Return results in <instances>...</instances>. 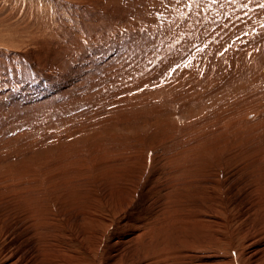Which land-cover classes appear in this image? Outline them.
Wrapping results in <instances>:
<instances>
[{"label": "rangeland", "instance_id": "374dc122", "mask_svg": "<svg viewBox=\"0 0 264 264\" xmlns=\"http://www.w3.org/2000/svg\"><path fill=\"white\" fill-rule=\"evenodd\" d=\"M26 1L12 0L10 3L9 0H0V21L7 17L5 22L12 23L10 25L12 28H8L9 25L5 26L7 24L5 22L2 24L3 26L0 23L1 30L4 31L8 28L9 31H12L17 27H21V29L23 27V31L28 28L32 30L36 28V25L46 26V24H42L47 21L50 26L54 25V28L56 26L59 33H62V24L64 26L68 25V27L71 26V31L75 32L72 37H80L84 41H75L72 44L68 42L67 37H63L64 35L59 34L54 38L52 34L55 31L45 29L47 32H44L45 30L41 31L40 28H38V31H41L42 34L40 32L39 35L41 36L37 35L38 33L34 34L37 40L33 43L25 41V44L22 43L20 46L15 44H12L13 46L10 44V46H3L0 41V187L4 185L2 192L0 191L2 193L0 194L2 201H0V264H10L13 260V254L16 258L20 257L21 262L23 261L18 264H29L35 258L51 260L50 253L56 259L62 255L64 264H110L111 260L120 256L118 249L122 250V247L128 249V253H126L128 256L122 254L124 258L122 256L119 258H122L121 264H128L129 261L138 264V262L142 263L143 260L146 262L151 260L147 255L152 254L154 249L152 246L156 247L154 250L163 249V247L165 249L166 247V250L170 251L169 254L175 257L179 252L178 255H182L181 258L183 257L185 261L189 259V264H201V260L206 261L209 259H213L210 264L254 263L256 257H252L254 256L253 252L257 250V245L261 244L264 239V108L261 105L262 103L258 104L260 101L264 102V77L257 62L264 58V44L262 45V42L259 41L260 44L258 45L260 46L258 47L256 45L259 43L256 41L258 36H254L257 34L261 36L260 34L264 32V17L261 16L255 19L259 14V10L255 11L254 9L250 14L245 15V7L247 6L242 4V0H220V6L224 5L225 7L217 11V16L204 13L202 17L196 19L193 14L194 7L189 6V2L192 1L196 6L200 0H197L198 3L196 0H33L34 6L37 7L38 12H36L39 13L37 15H40L43 19L45 18L41 20L36 15L38 23L35 22L34 17L27 14V12L25 13L26 10L23 9V5ZM28 1L30 2V0ZM257 1L253 4L254 7L259 6ZM74 3L76 8L73 5ZM59 4L60 6H58ZM15 6L16 8L18 6L17 9L15 8L16 12L13 9ZM168 6H171L170 9L175 13L176 18L171 17L172 19L169 18L166 22H156L158 23L155 26L157 31L150 29L152 32L149 30L148 37H139L141 31L135 30L133 20L137 18L134 22L140 19L146 21L148 18L151 19L152 16L155 19L160 14L162 16ZM43 7L46 13H42ZM111 10L113 11L110 12ZM198 10L200 11V9ZM43 12L45 11L43 10ZM65 12L68 18H66ZM45 14L48 16H44ZM70 14L75 15L76 20H80L81 15L87 17L91 27L88 26L87 30H83L80 23L78 24L77 21L69 18ZM232 14L237 16L232 18ZM104 15L112 18L109 19ZM91 16L92 18H90ZM48 17L50 18L48 19ZM28 18L29 20H27ZM164 20L165 18H163ZM91 21L94 24L93 26L90 24ZM102 21L107 25L99 23ZM259 21H262V23ZM48 24L47 26H49ZM181 24L185 25L184 28L188 25L190 29V41L187 45L182 44L183 39L179 35L180 32L175 30ZM146 25L149 28V23ZM163 26L169 30L171 36L173 35L171 32L173 33L175 30L174 34L177 33L175 36L181 37L178 38L181 44L177 43L178 41H175L173 36L174 46H164L158 37V35L163 34L158 33V30ZM95 28L96 30L100 29L96 31ZM181 29L180 26L179 30ZM26 32L24 33L27 34L30 31ZM142 32L144 31L142 30ZM91 34L92 36H90ZM163 37L162 41L167 38L165 32ZM28 39H31V36ZM38 39L45 40L46 43L41 44ZM251 40L252 42H250ZM68 43L71 44L68 45ZM144 43H147V45ZM244 45L248 50L243 47ZM255 45L257 46L256 49ZM237 49H239V52ZM165 53L167 55L169 53V55L164 57ZM55 57H59L61 61L57 62ZM250 62L251 64L256 63V65L253 63L252 66L255 70L251 66L249 67ZM163 63H167V65L160 69L164 65ZM187 65H191L190 67H193V69L198 67L193 70L195 76H191V78L202 77L201 79L205 84L202 83L199 89H195L194 82L188 83L187 80V87L183 88L184 90H178L174 85L177 90L174 94L176 98L174 96V98H171V103H167L169 102L167 101L164 104V98L161 99V96L157 98L158 92L164 87L177 82L176 80L179 77L184 76L183 78L187 79L190 75H182L184 72L187 73L186 69L183 68ZM228 67H233L232 73H228L230 70ZM258 68L261 69L262 74L258 79L260 81H255L253 85L249 86L250 92H247V96L242 94L236 96L239 104L232 111L234 114L239 115V118L235 115L236 121H234L236 123L240 118L251 115L248 114L250 111H245L244 106L254 107L258 104L260 106L256 109L262 108V112H259L255 120H248L244 117L246 123L240 120L242 125H240V122L233 125L232 118H234V115L232 116V113L228 111L230 107L227 110L223 109L221 105L228 103L227 95L229 91H237L250 77L260 72ZM159 69L162 71H158ZM238 75L242 77L239 81L236 78ZM205 76L206 79L203 78ZM207 82L216 84V87L213 88L221 93L216 95L217 90L213 94L212 92L211 94H208L209 92L204 93L201 88L204 85L206 86ZM217 84H219L218 87L221 86L220 84L224 85L222 90L217 88ZM232 84L234 85L232 86ZM187 88L192 90L189 92V96L201 93L197 98L199 103H195V107L191 111L189 110L191 109L190 103L185 102L188 99L183 93ZM183 96L187 100H184ZM217 96L221 98L220 100L223 103L219 102ZM225 97L227 98L225 99ZM254 101H256V104L253 103ZM239 109L242 110L239 111ZM179 117H182L184 122L178 123ZM249 121L251 123H247ZM222 124L223 126L220 128ZM225 127H231L232 129L229 128L228 130ZM220 130L224 131L221 133ZM200 132L201 134H199ZM218 134H222V136ZM221 137L226 139L222 140ZM185 144H187V147ZM197 145H202L203 148H198L200 146ZM231 158L234 160H231ZM135 163L138 164L135 165ZM38 165H44L43 171L37 168ZM134 171L140 177L129 181L130 176L128 175L134 173ZM70 172L72 173L70 174ZM11 173L12 175H10ZM23 175L24 179H22ZM87 175L92 180L93 196L97 194V191H99V195L100 193H106L107 195L108 192L113 191L114 187L111 186V181L116 187L122 186L121 183L123 184V182L127 184L133 181L132 183H135L138 193L137 198H135V201L133 200V205L125 206L122 209L118 208L120 211L118 213L114 212L116 215L112 213L114 205L108 204L106 208H102V215L99 216L106 220L107 225L101 219L86 221L87 212L85 210L75 208L77 212L78 210L81 212H75L74 214L71 211L78 199L77 194L85 189L83 180ZM45 178L46 180H44ZM5 180L10 182L7 183ZM210 180L212 181L210 183L222 181L223 188L211 187L208 190L211 200L206 198V200L208 199L207 204L201 198H204L203 193H206V183ZM59 181L60 183H58ZM9 187H11L10 190ZM22 190L25 192H22ZM5 194L7 196L9 194L12 198L7 197ZM12 194H15L16 198H13ZM27 199L31 202L34 199L33 203L37 204L42 202L39 212L36 207H28L24 204ZM166 201L170 202L167 203L169 208L166 209L168 211L165 209L167 212L163 210V206H167ZM209 203L212 207L215 206V211L211 212ZM160 208H162L161 214L158 213ZM31 210L32 212H30ZM58 210L60 213H57ZM175 210L179 213H186L181 215L180 218L182 219L180 221H188L189 218L194 217L201 220L200 223L203 225H198L197 222H192V224L191 222L190 224L184 222L188 226L182 225V223L179 226L177 225L179 222H171L172 224L167 223V225L164 220L161 222V218L167 219V216L172 215ZM70 212L72 215H70ZM165 214L166 217H164ZM145 215L146 218H154L155 220L158 216L157 225L165 230L159 232L161 229L158 228V231L155 229L154 239L156 241L151 240L150 250L146 247L144 250L145 255L142 252H137L134 256L130 254L133 253V249L139 248L142 251L144 245L139 244L136 239L137 241L134 240L129 246V233L133 228L140 227V224L143 225L142 218ZM6 216L9 218L11 216V220L7 219ZM173 217L175 219V216H171L168 220ZM22 220L26 223L21 222ZM34 220L36 223L33 222ZM67 221L70 223H66ZM51 223H55L56 226L51 225ZM163 224L165 225L163 226ZM149 228L146 229L149 231ZM97 234L105 235L104 239L97 240L96 238L100 239L99 237H101ZM146 234L143 236L145 237ZM168 235L170 236L168 237ZM173 235L177 236L176 239ZM41 238L46 243H44L45 246ZM116 239H120L119 247L114 244ZM39 242L40 244H38ZM101 242L102 244L99 247ZM165 243H170V246ZM55 245L57 248H53ZM127 245L129 248H127ZM134 245L136 246L134 247ZM137 246L138 248H136ZM40 249L43 252L36 254L37 251L39 253ZM183 249L187 250L184 251ZM16 251L20 252L15 254ZM148 252L150 254H147ZM173 252L176 254H173ZM44 253H46L45 256H43ZM258 254L255 252L256 256ZM23 257L29 262L24 261ZM256 263L264 264V261H258L254 264Z\"/></svg>", "mask_w": 264, "mask_h": 264}, {"label": "bare ground", "instance_id": "6f19581e", "mask_svg": "<svg viewBox=\"0 0 264 264\" xmlns=\"http://www.w3.org/2000/svg\"><path fill=\"white\" fill-rule=\"evenodd\" d=\"M10 1V3H11V1L12 0H9ZM19 1V0H18ZM34 1H36V0H34ZM50 1V0H49ZM70 1V0H69ZM197 1V0H196ZM209 1V2H208ZM200 0V2L199 1H197V3L199 2V4H197L196 6H194V4H193V2L191 1V2H189V6H192V7H194L193 8V14H194V16L196 17V19L197 18H199L200 16L202 17L203 16V14L205 13L206 15H207V13H209L210 15H214L215 14V16H217L218 14H217V11L220 9V8H224L225 6L224 5H221L220 6V0ZM232 1V0H231ZM239 1H241V0H239ZM17 2V1H16ZM38 2V1H37ZM36 2V3H37ZM57 2V1H56ZM55 2V3H56ZM72 2V1H71ZM70 2V3H71ZM113 2V1H112ZM256 2V0H242V4L244 5V6H247V7H245V15H247V14H250V12H252V11H254V9H255V11H258L259 12V14L255 17V19H257V18H259V17H261V16H263L264 17V7H261V5H264V0H258L257 1V3L259 4V6H257V7H254L253 6V4ZM2 3V2H1ZM34 2H33V0H30V2L27 0L26 2H25V4L23 5L24 6V8L23 9H25L26 11H25V13L27 12V14H30L32 17H34L35 18V22H38V21H36V18L39 16V18H41V16L40 15H37V14H39V13H37L38 11L36 10L37 9V7L36 6H34V4H33ZM52 3L54 4V2L52 1ZM51 3V4H52ZM67 3V2H66ZM73 3V2H72ZM210 3V4H209ZM22 4V3H21ZM61 4V3H60ZM60 4L58 5V6H60ZM169 4V3H168ZM167 4V5H168ZM37 5L39 6V4L37 3ZM42 5V4H41ZM74 5V7H75V3L73 4ZM8 6H10V5H8ZM47 6V5H46ZM45 6V7H46ZM72 6V5H71ZM172 6V5H171ZM171 6H168V8H165V10H166V12H165V10H164V13L162 14V16H161V14L160 15H158L155 19H153L154 17L152 16V18L151 19H153V20H151V19H149L148 17V19L147 18H145V19H147L146 21H144V19H143V21H141V19L139 20V18H138V20L139 21H135L134 22V20L136 19L137 20V18H135L134 20H133V23H135V30H138V31H141V36H139V37H144V38H146V37H148L149 36V34H150V32H149V30L150 29H154V30H156L157 28H155V26H157V24L159 23V22H166V20L168 21L169 20V18H171V17H175L174 15H175V13L173 12V11H171ZM227 6V5H226ZM36 7V8H35ZM73 7V6H72ZM74 7H73V9H74ZM5 9H6V7H4ZM16 8V6L13 8V9H15ZM17 8H18V6H17ZM16 8V9H17ZM63 8V7H62ZM61 8V9H62ZM76 8V7H75ZM154 8V7H153ZM263 8V9H262ZM16 9H15V12H16ZM41 9V8H40ZM47 9V8H46ZM53 9V8H52ZM67 9H68V7H67ZM86 9V8H85ZM176 9V8H175ZM175 9H173L174 11H175ZM198 9H200V11L198 10ZM262 9V10H261ZM43 10L45 11V12H43ZM49 10V9H48ZM48 10H47V12H48ZM57 10V9H56ZM55 10V11H56ZM69 10V9H68ZM68 10H66V11H68ZM70 10H71V8H70ZM78 10V9H77ZM94 10V9H93ZM97 10V9H96ZM205 10H206V12H205ZM37 11V12H36ZM89 11V10H88ZM102 11V10H101ZM113 10H111L110 12H112ZM12 12V11H11ZM41 12V11H40ZM69 12V11H68ZM76 12V11H75ZM91 12V11H90ZM93 12V11H92ZM109 12V13H110ZM257 12V13H258ZM42 13H46V10L44 9V7H43V9H42ZM55 13V12H54ZM109 13H107V15H109ZM141 13V12H140ZM150 13V12H149ZM153 13V12H152ZM178 13V12H177ZM11 14V13H10ZM23 14V13H22ZM48 14V13H47ZM47 14H45L44 16H46ZM51 14V13H50ZM65 14H66V12H65ZM85 14V13H84ZM103 14H105V12H103ZM111 14V13H110ZM113 14V13H112ZM179 14V13H178ZM15 15V14H14ZM36 15H37V17H36ZM67 15V14H66ZM107 15H104V16H107ZM119 15V14H118ZM12 16V15H11ZM26 16V15H25ZM28 16V15H27ZM48 16V15H47ZM77 16V15H76ZM82 16V17H81ZM79 18H80V20H76L75 18V15H73V14H70L69 15V18L70 19H72L73 21H77L78 22V24L80 23L81 24V26L83 27V30H87V28H88V26H90L91 27V25H89V19L87 18V17H85V16H83V15H81ZM93 16V15H92ZM92 16L90 17V18H92ZM99 16H100V14H99ZM103 16V15H102ZM101 16V17H102ZM110 16V15H109ZM156 16V15H155ZM237 15H234V14H232L231 15V17L232 18H235ZM2 17V16H1ZM50 17H51V15H50ZM50 17H48V19L50 18ZM62 17V16H61ZM108 17V16H107ZM139 17V16H138ZM208 17V16H207ZM219 17V16H218ZM249 17H250V15H249ZM7 18V17H6ZM6 18L5 19H3V21H0V23H1V26H3L2 24H4V22L6 21ZM10 18V17H9ZM8 18V19H9ZM38 18V19H39ZM66 18H68V15H67V17ZM78 18V19H79ZM109 18V17H108ZM112 18V17H111ZM111 18H109V19H111ZM163 18H165V20L163 21ZM176 18V17H175ZM11 19V18H10ZM45 19V18H44ZM43 18H41V20H44ZM47 19V18H46ZM70 19H69V21H70ZM93 19H94V16H93ZM108 19V20H109ZM122 19V18H121ZM172 19V18H171ZM178 19V18H177ZM203 19V18H202ZM214 19V18H213ZM27 20H29V18L27 19ZM40 20V19H39ZM81 20H82V22H81ZM103 21H104V18L102 19ZM106 20V19H105ZM113 20V19H112ZM115 20H117V19H115ZM219 20H221V19H219ZM263 20V19H262ZM65 21V20H64ZM68 21V20H67ZM66 21V22H67ZM95 21V20H94ZM93 21V22H94ZM99 22V23H101V24H106L107 25V23H105V22ZM191 21V20H190ZM195 21V20H194ZM248 21V20H247ZM41 22V21H40ZM61 22V21H60ZM96 22V21H95ZM94 22V23H95ZM106 22H107V20H106ZM111 22V21H110ZM156 22H158V23H156ZM175 22V21H174ZM245 22V21H244ZM259 22H261L262 23V21H259ZM258 22V23H259ZM7 23V24H6ZM34 23V22H33ZM39 23V22H38ZM55 23V22H54ZM130 23V22H129ZM147 23H149V28H148V26L146 25ZM177 23V22H176ZM255 24H256V22H254ZM260 23V24H261ZM264 23V22H263ZM5 26H8V28L9 27H11L10 25L12 24V23H10L9 24V21L8 22H5ZM36 24V23H35ZM42 24V23H41ZM44 24H46V26H42V27H40V26H38V25H36V28H34V29H32V30H29V28L27 29V30H25V31H30V32H26L27 34H25L24 32L25 31H23L24 29H23V27H22V29H21V27H17V29L15 28L14 30H12V31H9L8 30V28H6V27H3V28H6V30L4 29V31L3 30H1L0 29V41H1V44H3V46L4 45H12V44H15V45H19L20 46V44H25V41H31L32 43L35 41V40H37V39H35V37H34V34L36 35V33H38L37 35H39V32H40V34H42L41 33V31H44L45 29L47 30V29H49V30H51V31H55L53 34H52V36H54V38L56 37V36H59V34L60 35H64L63 37H67L69 40H68V42H75V41H77V42H79L80 40H83V39H81L80 37V39L77 37H72V35L75 33V32H73V31H71V26L70 27H68V25H61L62 26V33H59V29H57L56 28V26H55V28H54V25H51V26H53V27H51L48 23H47V21H45V23L43 22V24L42 25H44ZM47 24L49 25V26H47ZM69 25H70V23H68ZM77 24V23H76ZM75 24V25H76ZM90 24H92V21H91V23ZM97 24V23H96ZM95 24V25H96ZM165 24V23H164ZM169 24V23H168ZM201 24V23H200ZM259 24V25H260ZM30 25V24H29ZM94 24H92V26H93ZM134 25V24H133ZM165 25H167V24H165ZM173 25H175V24H173ZM191 25V24H190ZM194 25V24H193ZM236 25V24H235ZM99 26V25H98ZM109 26V25H108ZM161 26V25H160ZM176 26H178V25H176ZM180 26L182 27V29L181 30H179V28H180ZM177 29H175V30H177L178 32H180V36L182 37V39H183V41H182V44H185V45H187V43H189V41H190V38H189V32H190V29H189V26L188 25H186V28H184V26H183V24H181ZM238 26V25H237ZM35 27V26H34ZM130 27V26H129ZM134 27V26H133ZM12 28V27H11ZM38 28H40V30L41 31H38ZM44 28V29H43ZM78 28V27H77ZM159 28V27H158ZM166 28V27H165ZM164 28V26H163V28H160V30H158V33L161 35L162 33L164 34V32L167 34V38L166 39H164L163 41L161 40V39H163V38H165V37H163V34L161 35V36H159L158 35V37H159V41H161L162 42V44H164V46L165 45H167L168 47L170 46V45H173V44H175V43H173V36H174V39H175V41H178L181 37H176L175 35L177 34V33H175L174 34V32H175V30H174V32L172 33L171 32V34H173L172 36L169 34L170 32H168L169 30L166 28L165 29ZM247 28V27H246ZM254 28V27H253ZM255 28H257V27H255ZM262 28V27H261ZM43 29V30H42ZM54 29V30H53ZM93 29V28H92ZM98 29H100V28H98ZM98 29L96 30V28H95V30L96 31H98ZM133 30H134V28H132ZM7 30H8V32H7ZM44 31V32H47V31ZM91 30V29H90ZM94 30V31H95ZM142 30L144 31V32H142ZM220 30V29H219ZM252 30V29H251ZM262 30V29H261ZM260 30V31H261ZM7 33H6V32ZM94 31H92V32H94ZM151 31V30H150ZM157 31V30H156ZM171 31V30H170ZM253 31H255V30H253ZM263 31H264V27H263ZM12 32V33H11ZM87 32V31H86ZM152 32V31H151ZM209 32V31H208ZM256 32V31H255ZM257 32L258 33H260L258 30H257ZM84 33V32H83ZM95 33V32H94ZM97 33V32H96ZM216 33V32H215ZM88 34V33H87ZM133 34V33H132ZM231 34V33H230ZM89 35V34H88ZM152 35V34H151ZM261 36H259L258 34L257 35H254L255 37H257V39H256V41L257 42H262L261 44L263 45L264 43V32L263 33H261L260 34ZM31 36V39H28L27 40V38L28 37H30ZM39 36H41V35H39ZM77 36V35H76ZM79 36V35H78ZM81 36V35H80ZM90 36H92V34L90 35ZM169 36H171L170 38H169ZM221 36V35H220ZM251 36V35H250ZM43 37V36H42ZM41 37V38H42ZM157 37V38H158ZM163 37V38H162ZM26 38V40H24ZM36 38H38L37 36H36ZM40 38V37H39ZM44 38V37H43ZM76 38V39H75ZM93 38H95V37H93ZM179 38V39H178ZM195 38V37H194ZM193 38V39H194ZM260 38H261V40H260ZM91 39V38H90ZM24 40V41H23ZM88 40V39H87ZM236 40V39H235ZM253 40V39H252ZM252 40L250 41V42H252ZM84 41V40H83ZM88 41H90V40H88ZM104 41V40H103ZM199 41V40H198ZM255 41V42H256ZM3 42V43H2ZM38 42L39 43H41V44H45L46 43V41L45 40H42V39H38ZM147 42V41H146ZM152 42V41H151ZM158 42V41H157ZM180 41H178L177 43H179ZM196 42V41H195ZM248 42V41H247ZM254 42V43H255ZM256 42V43H257ZM260 42L259 43H257L256 45H258V44H260ZM31 43V44H32ZM49 43V42H48ZM71 43H68V45L69 44H71ZM159 43V42H158ZM36 44V43H35ZM38 44V43H37ZM73 44V43H72ZM78 44V43H77ZM144 44H146L147 45V43H144ZM150 44H152V43H150ZM161 43H160V45H162ZM179 44H181V43H179ZM225 44V43H224ZM248 44H250V43H248ZM252 44V43H251ZM250 44V45H251ZM9 45V46H10ZM154 45V44H153ZM239 45V44H238ZM242 45V44H241ZM246 45V44H245ZM245 45L243 46L244 48H246L245 47ZM255 45V49H256V46ZM8 46V47H9ZM13 46V45H12ZM11 46V47H12ZM45 46V45H44ZM79 46V45H78ZM141 46V45H140ZM150 46V45H149ZM166 46V47H167ZM174 46V45H173ZM260 45H258V47H259ZM39 47V46H38ZM144 48H145V46H143ZM167 47V48H168ZM171 47V46H170ZM238 47V46H237ZM254 47V46H253ZM253 47H252V49H253ZM263 47H264V45H263ZM1 48V47H0ZM10 48V47H9ZM60 48H62L61 46H60ZM40 49V48H39ZM98 49V48H97ZM138 49V48H137ZM148 49V48H147ZM235 49V48H234ZM243 49V48H242ZM247 49V48H246ZM251 49V48H250ZM258 49V48H257ZM58 50V49H57ZM96 50V49H95ZM119 50V49H118ZM151 50V49H150ZM193 50V49H192ZM238 50V52H239V49H237ZM248 50V49H247ZM41 51V50H40ZM171 51H172V49H171ZM256 51V50H255ZM259 51H260V49H259ZM164 52V51H163ZM215 52H217V51H215ZM227 52V51H226ZM241 52V51H240ZM247 52V51H246ZM248 52H250V51H248ZM1 53V52H0ZM237 53V52H236ZM3 54V53H2ZM226 54V53H225ZM254 55H255V53H253ZM164 55V54H163ZM166 55H167V53H165V56L164 57H166ZM168 55H169V53H168ZM167 55V56H168ZM264 55V54H263ZM3 56V55H2ZM109 56V55H108ZM173 56V55H172ZM228 56V55H227ZM241 56V55H240ZM257 56V55H256ZM255 56V58H257ZM149 57V56H148ZM163 57V58H164ZM177 57V56H176ZM216 57V56H215ZM229 57V56H228ZM243 57H244V55H243ZM245 57H247V56H245ZM254 57V56H253ZM262 57V56H261ZM53 58V57H52ZM141 58V57H140ZM195 58V57H194ZM260 58V57H259ZM258 58V59H259ZM55 59H57V62L59 61H61V59L59 60V57L57 58V57H55ZM143 59V58H142ZM145 59V58H144ZM147 59V58H146ZM170 59V58H169ZM197 59V58H196ZM229 59V58H228ZM176 60H177V58H176ZM186 60V59H185ZM114 61V60H113ZM143 61H145V60H143ZM142 61V62H143ZM154 61H156V60H154ZM211 61V60H210ZM220 61V60H219ZM253 61V60H252ZM256 61V60H255ZM148 62V61H147ZM162 62V61H161ZM160 62V63H161ZM164 62V61H163ZM234 62V61H233ZM236 62V61H235ZM249 62V61H248ZM258 62V67H261V69H262V73H263V77H264V58L263 59H261L260 60V62L259 61H257ZM169 63V62H168ZM190 63V62H189ZM188 63V64H189ZM193 63V62H192ZM228 63V62H227ZM241 63V62H240ZM253 63H255V62H253ZM253 63L251 64V62H250V64L251 65H249V67L251 66V68H252V66H253ZM164 64V63H163ZM229 64V63H228ZM155 65V64H154ZM167 65V63H165L164 65H162V67H160V69H163V66H166ZM201 65V64H200ZM208 65V64H207ZM245 65V64H244ZM255 65H256V63H255ZM129 66V65H128ZM169 66V65H168ZM183 66V65H182ZM191 66V65H190ZM190 66H186V67H183V68H185L186 69V72L187 73H185L184 72V70H183V72L184 73H182V75L184 74V75H190L187 79H184L183 77L184 76H182V77H179V75H178V80H176L177 82H174L173 84H171V85H169V86H166V87H164L163 89H161L159 92H158V94H157V98H159V96H161V99H163L164 98V104H165V102H167V101H169V102H167V103H171V98H174V94L177 92V90H176V87L178 88V90H180V89H183V88H185V87H187L186 85V83L188 82V83H192V82H194V88L195 89H199V86H201L202 85V83H203V79H201V78H198L197 76L195 77V78H191V76L193 77V76H195L194 75V69H193V67H190ZM233 66V65H232ZM234 67V66H233ZM233 67H228V68H230V70L228 71V73H232V68ZM158 68V67H157ZM198 68V67H197ZM196 68V69H197ZM83 69V68H82ZM136 69V68H135ZM139 69V68H138ZM160 69L158 70V71H160ZM195 69V70H196ZM253 70H255L254 68H252ZM260 68H258V70H259ZM261 69L258 71L259 73H260V75H259V73L258 74H256V75H254V76H252V77H250L248 80H247V82H245V83H239V84H242L241 85V87L238 89V87H235L236 86V83H235V88H237L236 90L237 91H235L234 90V92H231V90L229 91V93H228V95H230V96H228L227 95V97H228V103H226V104H222L221 106H223L222 108L224 109H227L228 110V108L230 107V110H228L229 112H231L232 113V116L234 117V118H232V121H234L235 120V118L236 117H238L239 115H236V114H234V109L236 108V106H237V104H239V100H237V98H236V96L237 95H239V94H242V95H246V94H248L247 92H250L249 91V86H251V84L253 85L254 84V82L255 81H258V79L260 78V76L262 75L261 74ZM155 70V69H154ZM153 70V71H154ZM162 71V70H161ZM160 71V72H161ZM179 72V71H178ZM196 72V71H195ZM219 72V71H218ZM153 73V72H152ZM156 73H158L157 71H156ZM213 73V72H212ZM251 73H252V71H251ZM155 74V73H154ZM234 74V73H233ZM254 74H255V72H254ZM153 75V74H152ZM200 75V74H199ZM213 75V74H212ZM229 75V74H228ZM231 76H233L232 74H230ZM154 76V75H153ZM236 76V75H235ZM241 76V75H240ZM239 75L236 77V78H238V80L237 81H239V80H241L240 78H242V77H240ZM250 76V75H249ZM161 77V76H160ZM187 77V76H186ZM216 77V76H215ZM229 77V76H228ZM204 79H206L207 77L205 76V77H203ZM224 78V77H223ZM235 78V77H234ZM233 78V80H235ZM243 78H244V76H243ZM135 79V78H134ZM192 79V80H191ZM226 79V78H225ZM246 79V78H245ZM147 80V79H146ZM188 80V81H187ZM168 81V80H167ZM205 81V80H204ZM260 81V80H259ZM258 81V82H259ZM241 82V81H240ZM232 83H234V81H232ZM203 84H205V83H203ZM224 84H225V82H224ZM261 84V83H260ZM174 85H176V87L174 86ZM218 85L219 84H217V88L219 89V88H221V90H222V86H224L223 84H220L221 86L220 87H218ZM234 84H232V86H233ZM238 85V84H237ZM258 85V84H257ZM226 86H227V84H226ZM190 87H191V85H190ZM213 87H216V84L214 85V83H211V82H207V85L205 86L204 85V87L203 88H201L202 89V91H204V93H208V94H211V92H212V94H213V92H215V90H217V89H214ZM228 87H229V84H228ZM227 87V88H228ZM130 88V87H129ZM231 88V87H230ZM256 88V87H255ZM184 90V89H183ZM188 90V91H187ZM133 91V90H132ZM192 90H191V88H187L186 90H185V92L183 91V93H184V95H185V97L188 99H186L184 96L182 97V98H184V100L186 99L187 101H185V102H187V103H190V107H191V109H189L190 111L191 110H193V107H195L194 106V104L196 103V104H198L199 103V100L197 99L198 98V96H200V94L199 93H196V94H194L193 96H189L190 94H189V92H191ZM202 91H197V92H202ZM254 91V90H253ZM126 92V91H125ZM196 92V91H195ZM218 93H221L219 90H217V93H215L216 95H219ZM226 93V92H225ZM127 94V93H126ZM128 95V94H127ZM126 95V96H127ZM222 95V94H221ZM251 95V94H250ZM118 96V95H117ZM123 96V95H122ZM126 96H124V97H126ZM213 96V95H212ZM247 96V95H246ZM260 96V95H259ZM131 97V96H130ZM218 98H219V96H217ZM227 97H225V99L227 98ZM175 98H176V96H175ZM178 98V97H177ZM181 98V99H182ZM223 98V97H222ZM241 98V97H240ZM250 98V97H249ZM133 99V98H132ZM217 99V98H216ZM221 98H219L218 100H219V102L221 101L220 100ZM225 99H224V101H225ZM251 99V98H250ZM123 100H125V99H123ZM128 100H129V98H128ZM160 100V99H159ZM126 101V100H125ZM163 101H161V102H163ZM173 101V100H172ZM176 101V100H175ZM174 101V102H175ZM217 101V100H216ZM250 101V100H249ZM260 101V100H259ZM177 102V101H176ZM218 102V101H217ZM222 102V101H221ZM232 102H233V104H232ZM256 101H254L253 103H255ZM125 103V102H124ZM173 103V102H172ZM180 103V102H179ZM216 103V102H215ZM223 103V102H222ZM262 103V104H261ZM126 104V103H125ZM158 104H160V103H158ZM178 104V103H177ZM235 104V105H234ZM249 104V103H248ZM250 104H252V103H250ZM256 104V103H255ZM258 104H261V105H263V108H264V102L263 101H260V103L258 102ZM258 104H256V105H254V107L253 106H248V107H246V106H244V108H246L245 109V111L247 110V111H250L248 114H251V115H246V116H244L245 117V119H248V120H250V119H253V120H255L256 119V117L259 115V112L261 111L262 112V108L261 109H256V107H259L258 106ZM116 105V104H115ZM173 105L175 106V104L173 103ZM214 105V104H213ZM234 105V106H233ZM241 105V104H240ZM220 106V107H221ZM108 107V106H107ZM178 107V106H177ZM180 107V106H179ZM205 107V106H204ZM215 107H216V105H215ZM238 107V106H237ZM262 107V106H261ZM111 108V107H110ZM114 108V107H113ZM180 108H182V107H180ZM241 108V107H240ZM244 108H242V109H244ZM173 109V108H172ZM178 109V108H177ZM220 109V108H219ZM232 109H233V111H232ZM242 109H239V111L240 110H242ZM161 111V110H160ZM226 111V110H225ZM236 111V110H235ZM162 112V111H161ZM200 112V111H199ZM218 112H220L219 110H218ZM223 112H224V110H223ZM226 113V112H225ZM236 113V112H235ZM239 113H241V112H239ZM238 113V114H239ZM263 114H264V112H263ZM192 115V114H191ZM225 115V114H224ZM231 115V114H230ZM229 115V116H230ZM235 115H236V117H235ZM241 115V114H240ZM221 116V115H220ZM227 114H226V119L228 120V118H227ZM170 117V116H169ZM204 117V116H203ZM213 117V116H212ZM242 117V116H241ZM243 117V118H244ZM231 118V117H230ZM230 118H229V120H230ZM239 118V117H238ZM243 118H240V120H242L244 123H246V120L244 121V119ZM177 119V118H176ZM191 119V118H190ZM189 119V120H190ZM225 119V120H226ZM240 120L239 121H237V123L238 122H240ZM252 120V121H253ZM264 120V119H263ZM176 121V120H175ZM223 121H224V119H223ZM231 120H230V122H232ZM236 121V120H235ZM232 122L233 123V125H234V123L235 124H237L236 122ZM177 122L178 123H182V122H184V120H183V118L182 117H179V119L177 120ZM229 122V123H230ZM63 123V122H62ZM176 123V122H175ZM223 123V122H222ZM243 123V124H244ZM247 123H251V121H249V122H247ZM253 123V122H252ZM221 124V123H220ZM226 125L228 124V123H225ZM225 124H224V126H225ZM201 125V124H200ZM240 125H242V122H240ZM222 126H223V124L221 125V127H220V125H219V127L220 128H222ZM229 126H231L230 124H229ZM264 126V125H263ZM218 127V126H217ZM233 128H234V126H232ZM235 127H236V125H235ZM243 127V126H242ZM219 128V129H220ZM226 128V127H225ZM229 128H231V127H229ZM229 128H226V129H228L229 130ZM60 129V128H59ZM226 129H225V132H226ZM232 129V128H231ZM234 130V129H233ZM216 131H218V130H216ZM221 131V133H222V131H224V130H220ZM225 132H223V133H225ZM234 132V131H233ZM263 132V131H262ZM227 133H228V131H227ZM251 133V132H250ZM196 134V133H195ZM199 134H201V132L199 133ZM213 135V134H212ZM218 135H220V136H222V134H218ZM225 135H226V133H225ZM224 135V136H225ZM231 135V134H230ZM196 136V135H195ZM223 136V137H224ZM223 137H221V138H223ZM226 137V136H225ZM227 137H229V135H227ZM234 137H236V136H234ZM204 138H206V137H204ZM230 138V137H229ZM218 139H219V137H218ZM224 139H226V138H223L222 140H224ZM228 139V138H227ZM220 140V139H219ZM195 142V141H194ZM225 143H226V141H224ZM192 143V142H191ZM197 143V142H196ZM221 143V142H220ZM190 144V143H189ZM188 144V145H189ZM199 144V143H198ZM187 144H185V146H186ZM192 145V144H191ZM195 145V144H194ZM206 145V144H205ZM190 146V145H189ZM197 146H200V145H197ZM196 146V147H197ZM202 146V145H201ZM198 147V148H203V147ZM187 147V146H186ZM185 147V148H186ZM225 147V146H224ZM206 148V147H205ZM215 148V147H214ZM192 149V148H191ZM182 150V149H181ZM186 150H188V149H186ZM231 150V149H230ZM205 151V150H204ZM199 153V152H198ZM200 153H202V152H200ZM180 154V153H179ZM187 154V153H186ZM231 154V153H230ZM109 156V155H108ZM208 156V155H207ZM226 156V155H225ZM66 157V156H65ZM105 157V156H104ZM103 157V158H104ZM176 157V156H175ZM182 157V156H181ZM232 157V156H231ZM126 158V157H125ZM152 158V157H151ZM177 158V157H176ZM201 158H202V156H201ZM67 159V158H66ZM263 159V158H262ZM68 160V159H67ZM73 160V159H72ZM72 160H71V162H72ZM175 160V159H174ZM231 160H234V159H232L231 158ZM264 160V159H263ZM123 161V160H122ZM215 161V160H214ZM238 161V160H237ZM241 161V160H240ZM69 162V161H68ZM97 162H101V161H97ZM137 162V161H136ZM143 162V161H142ZM179 162V161H178ZM73 163V162H72ZM80 163V162H79ZM121 163V162H120ZM139 163V162H138ZM138 163H135V165L136 164H138ZM144 163V162H143ZM180 163V162H179ZM57 164V163H56ZM69 164H71L70 162H69ZM68 164V165H69ZM76 164V163H75ZM124 164V163H123ZM130 164H131V162H130ZM27 165V164H26ZM41 165H42V163H41ZM66 165V164H65ZM68 165H67V167H68ZM79 165V164H78ZM144 165H145V163H144ZM143 165V166H144ZM258 165V164H257ZM44 166V165H43ZM43 166H37V168H39V170H41V171H43V169H44V167ZM46 166V165H45ZM61 166V165H60ZM63 166V165H62ZM61 166V167H62ZM140 166V165H139ZM218 166V165H217ZM101 167V166H100ZM137 167V166H136ZM142 167V166H141ZM145 167V166H144ZM70 168V167H69ZM68 168V169H69ZM147 168V167H146ZM73 169V168H72ZM76 169V168H75ZM138 169V168H137ZM150 169V168H149ZM174 169V168H173ZM89 170V169H88ZM136 171H139V170H136ZM48 172V171H47ZM52 172H54V171H52ZM67 172V171H66ZM144 172V171H143ZM153 172V171H152ZM49 173V172H48ZM72 172H70V174H71ZM136 173V174H135ZM139 173V172H138ZM45 174H47V173H45ZM66 174V173H65ZM129 174V173H128ZM10 175H12V173L10 174ZM20 175V174H19ZM54 175V174H53ZM67 175V174H66ZM86 175V174H85ZM91 175H92V173H91ZM138 174H137V172H135L134 171V173H132V174H130V175H128V176H130V179H129V181L131 180V179H135V178H137V177H140L139 175L137 176ZM201 175V174H200ZM17 176H18V174H17ZM34 176V175H33ZM48 176V175H47ZM68 176V175H67ZM179 176V175H178ZM51 177H52V175H51ZM62 177V176H61ZM26 178V177H25ZM34 178H36V176H34ZM40 178V177H39ZM59 178H60V176H59ZM84 178V177H83ZM201 178V177H200ZM6 179V178H5ZM14 179V178H13ZM16 179V178H15ZM22 179H24V175H23V177H22ZM51 179V178H50ZM63 179V178H62ZM4 180V179H3ZM17 180V179H16ZM21 180V179H20ZM43 180V179H42ZM44 180H46V178L44 179ZM58 180V179H57ZM81 180V179H80ZM152 180H153V178H152ZM178 180V179H177ZM198 180H200V179H198ZM6 181V180H5ZM25 181V180H24ZM38 181V180H37ZM61 181H63V180H61ZM72 181V180H71ZM84 187H85V189L83 190V191H80L78 194H77V196H78V199L76 200V203L74 204V207H73V210L71 211V212H73L72 214H74L75 212H77L76 211V209L77 208H79V209H81V210H85L86 212H87V218H86V221L87 220H95V219H101V220H103V221H105L106 222V220L104 219V218H101L99 215H102V212H101V209L102 208H106L107 206H108V204H110V205H114V207L112 208V213H118V211H120L118 208H120V209H122V208H124L125 206H128L129 207V205H131L132 203H133V200L135 201V198H137L136 196L138 195V193H137V189H136V186L131 182H128L127 184H124V182H123V184L121 183V185L123 186H119V187H116V186H114V184H113V181H111V186L112 187H114L113 189V191H110V192H108V194L106 195V193H100V195L98 194L99 193V191H97L96 193V195L95 196H93L92 195V191L94 190L93 189V186H92V180H91V178H90V176H86L85 178H84ZM117 181V180H116ZM120 181V180H119ZM227 181V180H226ZM7 183H9L10 181H6ZM5 182V183H6ZM16 182V181H15ZM30 182V181H29ZM39 182V181H38ZM44 182V181H43ZM42 182V183H43ZM199 182H201V181H199ZM210 182H212L211 180L208 182V183H206V193H203V195H204V198L202 199L201 198V200H203V201H205L206 203L208 202V199H210V196H209V194H208V190L211 188V187H216V189L217 188H223V184H222V181H216L215 183H210ZM214 182V181H213ZM6 183V184H7ZM17 183V182H16ZM19 183V182H18ZM24 183V182H23ZM36 183V182H35ZM58 183H60V181L58 182ZM83 183V182H82ZM119 183V182H118ZM1 184H2V182H1ZM22 184V183H21ZM20 184V185H21ZM33 184V183H32ZM77 184V183H76ZM196 184V183H195ZM15 185V184H14ZM17 185V184H16ZM43 186H44V184H42ZM64 185V184H63ZM68 185V184H67ZM80 185V184H79ZM120 185V184H119ZM197 185V184H196ZM2 186V185H1ZM4 186V185H3ZM3 186L2 187H0V191L3 189ZM7 186V185H6ZM6 186L4 187L5 189H6ZM9 186H11V185H9ZM23 186V185H22ZM21 186V187H22ZM60 186V185H59ZM58 186V187H59ZM72 186V185H71ZM70 186V187H71ZM227 186V185H226ZM8 187V186H7ZM17 187V186H16ZM26 187V186H25ZM33 187V186H32ZM37 187V186H36ZM51 187V186H50ZM79 187V186H78ZM111 187V188H112ZM196 187H198V186H196ZM196 187H194L195 189H197ZM10 188L11 187H9V190H10ZM12 188H15V187H12ZM19 188V187H18ZM48 188V187H47ZM57 188V187H56ZM60 188V187H59ZM81 188V187H80ZM80 188H79V190H80ZM117 188V189H116ZM138 188V187H137ZM149 188V187H148ZM34 189V188H33ZM116 189V190H115ZM147 189V188H146ZM12 190V189H11ZM16 190V189H15ZM24 190H27V189H24ZM30 190V189H29ZM42 190V189H41ZM72 190H74L73 188H72ZM78 190V189H77ZM111 190V189H110ZM199 190H203V189H199ZM34 191V190H33ZM36 191V190H35ZM54 191V190H53ZM60 191V190H59ZM188 191V190H187ZM198 191V190H197ZM204 191V190H203ZM213 191V190H212ZM2 192V191H1ZM7 192V191H6ZM22 192H25V191H23L22 190ZM37 192V191H36ZM10 193V192H9ZM13 193V192H12ZM18 193V192H17ZM26 193H28V192H26ZM25 193V194H26ZM35 193V192H34ZM54 193V192H53ZM65 193V192H64ZM70 193V192H69ZM0 194H2V193H0ZM20 194H22V193H20ZM19 194V195H20ZM6 195V194H5ZM13 195V194H12ZM15 195V194H14ZM13 195V198L15 197ZM36 195V194H35ZM197 195V194H196ZM3 196V195H2ZM7 196V195H6ZM24 196V195H23ZM49 196V195H48ZM65 196V195H64ZM63 196V197H64ZM72 196V195H71ZM215 196H216V194H215ZM4 197V196H3ZM7 197H10L9 196V194H8V196ZM21 197H22V195H21ZM29 197V196H28ZM43 197V196H42ZM45 197V196H44ZM67 197V196H66ZM76 197V196H75ZM200 197V196H199ZM214 197V196H213ZM10 198H12V197H10ZM9 198V199H10ZM16 198V197H15ZM22 198H24V197H22ZM31 198V197H30ZM59 198V197H58ZM65 198V197H64ZM179 198V197H178ZM177 198V199H178ZM192 198V197H191ZM206 198H208L207 200H206ZM8 199V198H7ZM48 199V198H47ZM60 199V198H59ZM67 199V198H66ZM258 199V198H257ZM25 200V199H24ZM34 200V199H33ZM32 200V202L30 201V200H28L27 199V201L26 202H24V204L26 205V206H28V207H36V209H37V211L39 212V209H40V204L42 203H40V204H37V203H33L34 201ZM45 200V199H44ZM43 200V201H44ZM54 200V199H53ZM63 200V199H62ZM68 200V199H67ZM166 200V199H165ZM190 200V199H189ZM211 200V199H210ZM0 201H1V199H0ZM16 201H17V199H16ZM38 201V200H37ZM72 201V200H71ZM163 201V200H162ZM185 201V200H184ZM184 201H182L183 203H184ZM2 202V201H1ZM8 202V201H7ZM18 202V201H17ZM22 202V201H21ZM39 202V201H38ZM52 202V201H51ZM68 202H69V200H68ZM178 202V201H177ZM201 202V201H200ZM204 202V203H205ZM263 202V200L261 201V203ZM64 203V202H63ZM166 204L167 203H170V202H168V201H166L165 202ZM164 203V204H165ZM179 203H180V201H179ZM256 203V202H255ZM58 204V203H57ZM162 204V203H161ZM208 204V203H207ZM213 205H214V203H212ZM54 205V204H53ZM52 205V206H53ZM65 205H66V202H65ZM133 205V204H132ZM159 205V204H158ZM169 205H171V204H169ZM209 205H210V208H211V212H213V211H215V206H213L212 207V205L209 203ZM263 205V204H262ZM261 205V206H262ZM167 206H168V204H167ZM166 205H164L163 207H164V211L165 212H167L168 210L166 209V208H169V206L167 207ZM70 207V206H69ZM72 207V206H71ZM176 207V206H175ZM263 207V206H262ZM9 208V207H8ZM25 208V207H24ZM44 208V207H43ZM76 208V209H75ZM159 208V207H158ZM171 208V207H170ZM26 209H27V207H26ZM45 209V208H44ZM59 209V208H58ZM72 209V208H71ZM161 209L162 208H160L159 209V214H161ZM167 211H166V210ZM172 209V208H171ZM179 209V208H178ZM182 209V208H181ZM51 210V209H50ZM162 210V211H163ZM10 211V210H9ZM13 211V210H12ZM34 211V210H33ZM47 211V210H46ZM111 211V210H110ZM179 211H180V209H179ZM209 211V210H208ZM11 212V211H10ZM9 212V213H10ZM30 212H32V210L30 211ZM71 212H70V215H72L71 214ZM78 212H81L80 210H78ZM77 212V213H78ZM22 213V212H21ZM26 213V212H25ZM52 213H54V212H52ZM57 213H60V211L58 210V212ZM65 213V212H64ZM84 213V212H83ZM82 213V214H83ZM114 213V215H116ZM17 214V213H16ZM40 214V213H39ZM66 214V213H65ZM82 214H80V215H82ZM85 214V213H84ZM83 214V215H84ZM183 214H186V213H179V212H177L176 210L174 211V212H172V215H169V217H171V216H175V219H174V217L173 218H171L170 220H168V216H167V219L166 218H161L160 220H162L161 222H163V220H164V223L167 225V223L168 224H170L171 222H174V223H178L177 225H179L180 223H182V225H187L186 223H184V222H187V223H189L190 224V222H191V224H192V222H197V223H199L198 225H200L201 223V220H199L198 218H189L190 220H188V221H184V222H182V221H180L182 218H180L181 217V215H183ZM191 214V213H190ZM2 215V214H1ZM19 215V214H18ZM31 215V214H30ZM48 215H50L49 213H48ZM79 215V214H78ZM9 216V215H8ZM20 216V215H19ZM34 216V215H33ZM39 216V215H38ZM85 216V215H84ZM7 217V216H6ZM13 217V216H12ZM70 217V216H69ZM69 217H68V219H69ZM158 217V216H157ZM156 217V220L154 219V218H146V215L142 218V220H143V225L141 226V224H140V227L138 226V228H133V230L129 233V243H128V245L130 246V244L134 241V240H138L139 241V244H143L144 246L142 247V251H140L139 250V248H138V246L136 247V248H138V249H133L134 251H133V253L131 252L130 254L131 255H136L135 253H137V252H142L143 253V255H145L146 253H144V250H145V248L147 247V249H149L150 250V244H151V240H155L154 239V236H155V233L156 232H154L155 231V229L157 230L159 227H158V218ZM164 217H166V214L164 215ZM184 217V216H183ZM5 217H4V214H3V219H4ZM9 217H7V219H8ZM22 218V217H21ZM24 218V217H23ZM30 218V217H29ZM32 218V217H31ZM41 218V217H40ZM45 218V217H44ZM43 218V219H44ZM61 218V217H60ZM73 218V217H72ZM10 220H11V216H10V218H9ZM20 219V218H19ZM35 219H36V217H35ZM82 219V218H81ZM158 219V220H157ZM185 219V218H184ZM17 220V219H16ZM30 220V219H29ZM45 220V219H44ZM48 220H49V217H48ZM52 220V219H51ZM76 220V219H75ZM84 220V219H83ZM186 220V219H185ZM24 220H22L21 222H23ZM37 221V220H36ZM74 221V220H73ZM72 221V222H73ZM17 222V221H16ZM25 223H26V221H24ZM27 222H28V218H27ZM33 222H35V220L33 221ZM41 222V221H40ZM39 222V223H40ZM51 222V221H50ZM57 222V221H56ZM36 223V222H35ZM42 223V222H41ZM66 223H70V222H66ZM65 223V224H66ZM184 223V224H183ZM57 224H58V222H57ZM64 224V225H65ZM165 224H163V226L165 225ZM172 224V223H171ZM193 224H195V223H193ZM51 225H55V223H51ZM68 225V224H67ZM106 225H107V222H106ZM160 225V224H159ZM181 225V224H180ZM179 225V226H180ZM197 225V224H196ZM201 225H203V224H201ZM26 226V225H25ZM30 226V225H29ZM33 226V225H32ZM38 226V225H37ZM56 226V225H55ZM69 226V225H68ZM188 226V225H187ZM3 227V226H2ZM6 227V226H5ZM42 227V226H41ZM51 227V226H50ZM147 227H150L149 229V231L146 229ZM166 227V226H165ZM174 227V226H173ZM172 227V228H173ZM178 227V226H177ZM176 227V228H177ZM182 227V226H181ZM190 227V226H189ZM35 228H37V227H35ZM107 228V227H106ZM110 228V227H109ZM144 228V229H143ZM171 228V229H172ZM179 228V227H178ZM27 229V228H26ZM38 229H39V227H38ZM41 229V228H40ZM44 229V228H43ZM140 229H142L140 232H139V230ZM148 231H146V230ZM159 229H161V228H159ZM158 229V230H159ZM175 229V228H174ZM182 229H184V228H182ZM187 229V228H186ZM34 230V229H33ZM46 230V229H45ZM48 230V229H47ZM52 230V229H51ZM57 230V229H56ZM157 230V231H158ZM165 229H161V231H159V232H162V231H164ZM198 230V229H197ZM0 231H1V229H0ZM9 231H11V230H9ZM37 231V230H36ZM35 231V232H36ZM60 232H61V230H59ZM77 231V230H76ZM183 231V230H182ZM4 232V231H3ZM2 232V233H3ZM44 232V231H43ZM65 232V231H64ZM54 233V232H53ZM78 233V232H77ZM147 233V234H146ZM158 233V232H157ZM34 234V233H33ZM37 234V233H36ZM57 234V233H56ZM60 234V233H59ZM91 234H93V233H91ZM146 234V236L144 237L143 235H145ZM3 235V234H2ZM164 235H166V234H164ZM170 235H172V234H170ZM170 235H168V237L170 236ZM35 236V235H34ZM40 236V235H39ZM78 236V235H77ZM97 236H101V237H99L100 239H98V238H96L97 240H102V239H104V237H105V235H102V234H97ZM96 236V237H97ZM158 236V235H157ZM163 236V235H162ZM161 236V237H162ZM174 236V235H173ZM264 236V235H263ZM56 237V236H55ZM76 237V236H75ZM74 237V238H75ZM83 237V236H82ZM128 237V236H127ZM127 237H125V238H127ZM163 237H166V236H163ZM177 237V236H176ZM176 237L174 236V238L176 239ZM178 237H180V236H178ZM1 238V237H0ZM40 238V237H39ZM125 238H123L124 240H125ZM181 238V237H180ZM38 239V238H37ZM82 239V238H81ZM150 239V240H149ZM157 239H160V238H157ZM167 239V238H166ZM177 239H179V238H177ZM85 240V239H84ZM83 240V241H84ZM136 240V241H137ZM148 240H149V243H148ZM163 240V239H162ZM170 240V239H169ZM172 240H173V237H172ZM181 240V239H180ZM179 240V241H180ZM31 241V240H30ZM41 241H42V238H41ZM59 241V240H58ZM69 241V240H68ZM120 241V239H116V241H115V245H117L118 247H119V242ZM156 241V240H155ZM164 241H166V240H164ZM190 241V240H189ZM3 242V241H2ZM38 242V241H37ZM43 242V241H42ZM49 242H50V240H49ZM63 242V241H62ZM128 242V241H127ZM162 242V241H161ZM168 242V241H167ZM177 242V241H176ZM45 242H43V245L45 246V244H44ZM48 243V242H47ZM87 243V242H86ZM125 243H126V241H125ZM156 243V242H155ZM171 243H172V241H171ZM174 243V242H173ZM188 243V242H187ZM257 243V242H256ZM22 244V243H21ZM38 244H40V242L38 243ZM53 244V243H52ZM63 244H64V242H63ZM101 244H102V242L99 244V247L101 246ZM158 244V243H157ZM157 244H156V246H157ZM166 245L168 244V243H165ZM179 244V243H178ZM180 244H181V241H180ZM48 245V244H47ZM46 245V246H47ZM84 245V244H83ZM90 245V244H89ZM92 245V244H91ZM128 245H127V248H129L128 247ZM162 245V244H161ZM169 246H170V243L168 244ZM167 245V246H168ZM171 245H173V244H171ZM175 245V244H174ZM191 245V244H190ZM13 246V245H12ZM39 246V245H38ZM42 246V245H41ZM86 246V245H85ZM116 246V247H117ZM136 245H134V247H135ZM185 246V245H184ZM189 246V245H188ZM54 247H56V245L55 246H53V248ZM125 247V246H124ZM157 247H159V246H157ZM161 247V246H160ZM172 247H174V246H172ZM8 248V247H7ZM36 248V247H35ZM49 248V247H48ZM57 248V247H56ZM94 248V247H93ZM133 248V247H132ZM152 248H154V249H156V247H154V246H152ZM152 248H151V250H152ZM180 248H182V247H180ZM191 248V247H190ZM256 248V247H255ZM39 249V248H38ZM41 249H42V247H41ZM40 249V251H39V253H38V251H37V253L36 254H40V252H43L42 250ZM96 249V248H95ZM115 249V248H114ZM152 250V254L151 255H147V257H150L151 258V260H149L148 262H146L145 260H143L142 261V263L140 262H138V264H175V263H178V262H183L182 264H189L190 263V261H189V259L188 258H186V259H188V261L186 260H184L183 259V257L181 258V256L180 255H178L179 254V252H178V254L176 255V257L175 256H171L169 253H170V251L168 252L167 250H166V247H165V249H164V247H163V249L161 248V249H157V250ZM175 249V248H174ZM14 250V249H13ZM127 250L128 249H125V248H123L122 247V250H120V248L118 249V251L120 252V256L119 257H117V259H116V257L113 259V260H111V263L110 264H121L122 263V258H124L123 256H122V254L124 255V256H128V254H126V253H128L127 252ZM170 250V249H169ZM172 250H173V248H172ZM176 250V249H175ZM184 250V249H183ZM187 249H185L184 251H186ZM116 251H117V249H116ZM147 251V250H146ZM180 251H182L181 249H180ZM189 251V250H188ZM258 251V252H257ZM20 251H16L15 252V254H17V253H19ZM50 252V251H49ZM52 252H54V251H52ZM55 252L57 253V251L55 250ZM61 252V251H60ZM70 252V251H69ZM168 252V253H167ZM172 252V251H171ZM174 252H176V251H174ZM173 252V254H176V253H174ZM255 252L256 253H259L257 256L255 255ZM255 252H253L254 254V256H252V257H256V258H254V263L255 262H258V261H264V239H263V242L261 241V244H258L257 245V250L255 251ZM11 253V252H10ZM55 253V254H56ZM75 253V252H74ZM45 254L46 253H44L43 254V256H45ZM51 255H49V256H52V258H51V260L50 259H46V260H43V259H37V258H35V260H32L29 264H64V260L62 259V255H61V257H59V258H57L56 259V257H54V255L52 254V253H50ZM117 254V255H118ZM147 254H150L149 252L147 253ZM172 254V255H173ZM182 254V253H181ZM185 254H186V252H185ZM189 254V253H188ZM41 255H42V253H41ZM142 255V254H141ZM252 255V254H251ZM17 256H21V255H17ZM37 256H39V255H37ZM47 256V255H46ZM122 256V258L121 259H119L120 257ZM137 257H138V255H137ZM31 258V257H30ZM47 258H49V257H47ZM74 258V257H73ZM76 258V257H75ZM112 258V257H111ZM132 258V257H131ZM192 258H194V257H192ZM12 259V258H11ZM62 259V260H61ZM71 259V258H70ZM69 259V260H70ZM128 259V258H127ZM138 259V258H137ZM23 260L24 261H27L26 260V258H24L23 257ZM31 260V259H30ZM50 260V261H49ZM66 260V259H65ZM72 260V259H71ZM77 260V259H76ZM132 260V259H131ZM134 260V259H133ZM205 260V259H204ZM213 260V259H212ZM211 259H209V260H206V261H203V260H201V264H210V262L212 261ZM23 262V261H22ZM21 262V260H20V257H18V258H16L15 256H14V254H13V260L11 261V263L10 264H18V263H22ZM27 262H29V261H27ZM77 262H78V260H77ZM213 262V261H212ZM216 262H218V261H216ZM254 263H252V264H254ZM25 264H27V263H25ZM66 264V263H65ZM128 264H133V262H128ZM135 264H136V262H135ZM257 264V263H256Z\"/></svg>", "mask_w": 264, "mask_h": 264}, {"label": "snow or ice", "instance_id": "6c2138e0", "mask_svg": "<svg viewBox=\"0 0 264 264\" xmlns=\"http://www.w3.org/2000/svg\"><path fill=\"white\" fill-rule=\"evenodd\" d=\"M261 7H264V5H261Z\"/></svg>", "mask_w": 264, "mask_h": 264}]
</instances>
